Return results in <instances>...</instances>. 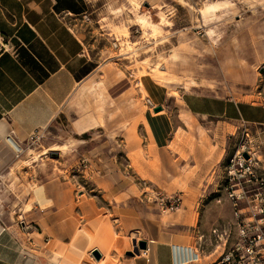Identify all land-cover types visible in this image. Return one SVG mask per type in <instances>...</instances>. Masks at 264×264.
Segmentation results:
<instances>
[{"label":"rangeland","instance_id":"374dc122","mask_svg":"<svg viewBox=\"0 0 264 264\" xmlns=\"http://www.w3.org/2000/svg\"><path fill=\"white\" fill-rule=\"evenodd\" d=\"M88 1V10L68 21L91 69L74 90L69 118L19 143L21 154L0 134V230L25 247L31 240H68L95 213L116 231L102 246L100 264H119L137 255L136 219L159 212L174 221L187 208V223L218 264L222 239L211 229L232 228L235 220L225 197L228 173H245L244 188L264 192V125L188 118L180 96L195 91L264 101V0H225L217 16L198 12L216 0H135L139 7L130 0ZM143 113L174 122L169 146L129 153L127 126ZM92 115L102 124L84 134L73 126ZM238 158L249 169L235 164ZM171 193L181 203L163 209L160 197ZM233 234L232 228L230 239ZM189 239L194 247L192 234ZM205 259L210 264V255Z\"/></svg>","mask_w":264,"mask_h":264},{"label":"crops","instance_id":"0c3cea01","mask_svg":"<svg viewBox=\"0 0 264 264\" xmlns=\"http://www.w3.org/2000/svg\"><path fill=\"white\" fill-rule=\"evenodd\" d=\"M88 7V0H0L2 138L11 136L19 144L54 126L60 118H69L74 90L91 69L83 42L68 21L85 13ZM180 102L188 118L264 125V101L184 91ZM92 116L74 119L73 126L84 134L102 124L97 116ZM165 118L166 115L150 117L145 113L131 118L127 126L130 132L125 137L127 151H147L149 146L159 150L169 146L174 122L167 120L166 123ZM211 169L210 175L216 167ZM189 183L193 184V190L198 187L196 181ZM213 188L210 181L209 197L215 194ZM179 191L183 195V191ZM204 191L200 190L197 199ZM183 210L174 221L171 218L163 221L159 212H148L136 219L137 238L146 242L142 250L147 255L140 256L138 252L134 257L116 258L119 264H209L205 259L208 255L211 264V247L200 245L198 229L187 223L191 213L187 208ZM93 214L92 220L73 229L71 239L31 240L26 247L2 228L0 264H100L104 260L100 245L109 246L116 231L98 214ZM190 234L195 238L194 247ZM94 251H98L99 258ZM190 252L196 256L176 262L179 257H189Z\"/></svg>","mask_w":264,"mask_h":264},{"label":"built area","instance_id":"2783aa9c","mask_svg":"<svg viewBox=\"0 0 264 264\" xmlns=\"http://www.w3.org/2000/svg\"><path fill=\"white\" fill-rule=\"evenodd\" d=\"M247 162L246 159L240 161L238 158L235 164L249 169ZM235 170L238 171V168ZM248 173L252 175L250 170ZM244 174L237 176L234 173V177H230L228 173L224 185L225 197L231 202L235 215V220L231 224L234 231L232 239L230 225L211 229L212 236H219L218 239H222L218 264H264V223L260 220L264 217V192L249 193L243 186V182L248 180L243 179ZM260 184L264 187V182L261 181ZM241 202L245 203L243 207L238 206ZM180 203V195L175 193L161 195L159 201L161 207L166 210H175Z\"/></svg>","mask_w":264,"mask_h":264},{"label":"bare ground","instance_id":"6f19581e","mask_svg":"<svg viewBox=\"0 0 264 264\" xmlns=\"http://www.w3.org/2000/svg\"><path fill=\"white\" fill-rule=\"evenodd\" d=\"M131 2H134L135 4L138 5V7L140 6L135 0H130ZM227 4L224 1H211L208 3H205L200 9H198V12L201 14V16H210V15H214L217 16L216 14H218L217 12H219L223 7H225ZM225 9V8H223ZM219 16V15H218ZM141 21V20H140ZM141 26H143V22L141 21ZM6 143L17 153V154H21L23 153L24 149L22 148V146L20 144H18L17 142H15V140L11 137V136H6L4 137ZM176 248V246H174ZM191 249L190 246H187V249ZM101 251H104V248L102 247V245H100L99 248ZM139 255H147L146 252L144 250H140L139 251ZM196 255H193L192 252L189 253V257L187 258H178L177 259V263L180 262H184L187 259L190 258H194ZM146 257V256H145Z\"/></svg>","mask_w":264,"mask_h":264},{"label":"water","instance_id":"95a60500","mask_svg":"<svg viewBox=\"0 0 264 264\" xmlns=\"http://www.w3.org/2000/svg\"><path fill=\"white\" fill-rule=\"evenodd\" d=\"M160 108H161V106H157L154 108V110L158 111V110H160ZM243 156L245 158H248V154L245 152L243 153ZM133 245H134V251L136 253H138L140 249H144L146 247V242L143 240H138V241L134 240ZM94 255L96 256V258L100 257V254L98 253V251H94Z\"/></svg>","mask_w":264,"mask_h":264}]
</instances>
